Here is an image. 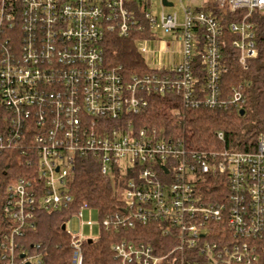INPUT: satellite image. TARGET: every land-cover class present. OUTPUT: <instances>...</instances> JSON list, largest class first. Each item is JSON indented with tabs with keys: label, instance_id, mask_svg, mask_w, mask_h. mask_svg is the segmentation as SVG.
I'll use <instances>...</instances> for the list:
<instances>
[{
	"label": "built area",
	"instance_id": "obj_1",
	"mask_svg": "<svg viewBox=\"0 0 264 264\" xmlns=\"http://www.w3.org/2000/svg\"><path fill=\"white\" fill-rule=\"evenodd\" d=\"M179 1L181 21L165 10L171 0H161L159 15L153 0H0V156L23 158V175L0 177V264H43L40 246L30 252L18 238L36 226L37 209L73 202L70 177L85 156L113 180L121 202L102 227L158 224L174 243L162 253L122 238L111 246L112 264H264V130L250 149L195 148L184 134L142 124L157 93L178 100L180 125L188 109L242 108L245 82L222 84L224 26L213 9L236 15L230 45L248 69L260 53L264 0ZM117 37H134L148 71L128 73L109 59ZM215 136L226 143L223 130ZM88 206L73 214L81 219ZM67 222L70 264H86L84 242L97 238Z\"/></svg>",
	"mask_w": 264,
	"mask_h": 264
},
{
	"label": "trees",
	"instance_id": "obj_2",
	"mask_svg": "<svg viewBox=\"0 0 264 264\" xmlns=\"http://www.w3.org/2000/svg\"><path fill=\"white\" fill-rule=\"evenodd\" d=\"M214 13L224 26L220 47L222 64L226 67L222 74L223 87L230 88L239 81L245 82L246 101L238 110L198 108L185 110L182 124L179 115L172 109L181 108L178 100L170 92L152 95L151 102L144 112L142 124L157 125L166 130L184 134L195 148L230 147L250 149L255 146L258 134L264 130V23L261 19L257 26L259 56L250 61L248 69H242L238 62V51L230 45L234 34L228 24L236 15L227 9L215 7ZM109 59L115 64H123L128 73L137 70L148 71L143 55L139 52L134 37L113 38L109 41ZM241 110L244 113L241 114ZM223 130L226 143L216 140L215 132ZM17 151H7L0 156V177L4 173L13 176L23 175ZM23 159V158H22ZM70 193L74 200L68 206L56 210L37 209L36 226L28 229L18 238V242L34 252L39 245L43 264H70L72 248L71 235L63 224L80 207L87 203L99 210L100 220L106 213L121 208L113 180L103 175L98 161L92 156L77 160L70 177ZM0 215H2L0 213ZM122 238L142 240L151 243L160 252L168 251L174 243L162 235L160 225H137L133 229L110 232L101 225L97 239L84 242L86 264H112L114 256L112 244ZM1 239V232H0ZM164 264H176L169 258Z\"/></svg>",
	"mask_w": 264,
	"mask_h": 264
},
{
	"label": "rangeland",
	"instance_id": "obj_3",
	"mask_svg": "<svg viewBox=\"0 0 264 264\" xmlns=\"http://www.w3.org/2000/svg\"><path fill=\"white\" fill-rule=\"evenodd\" d=\"M174 2L173 6L166 7V12H177L179 15V20H183V11L179 0H171ZM201 0H183L185 5L196 6L197 3ZM152 10L156 15H159L162 11L161 0H153ZM158 38L165 39L166 41L171 40V35L164 33L161 30L157 31ZM164 58H170L169 54H165ZM154 67V65H151ZM119 196L122 198L123 188L119 190ZM68 228L74 232L79 233L86 238H98L101 233V224H100V213L99 210L95 207H84L82 208V218L74 214L69 217L67 220Z\"/></svg>",
	"mask_w": 264,
	"mask_h": 264
},
{
	"label": "water",
	"instance_id": "obj_4",
	"mask_svg": "<svg viewBox=\"0 0 264 264\" xmlns=\"http://www.w3.org/2000/svg\"><path fill=\"white\" fill-rule=\"evenodd\" d=\"M164 1H166V0H164ZM240 112H241V114H243V113H244V110H241ZM63 229H65V224H63ZM90 240H91V239H90ZM21 257H24V254H22ZM26 264H30V263L27 262Z\"/></svg>",
	"mask_w": 264,
	"mask_h": 264
},
{
	"label": "crops",
	"instance_id": "obj_5",
	"mask_svg": "<svg viewBox=\"0 0 264 264\" xmlns=\"http://www.w3.org/2000/svg\"><path fill=\"white\" fill-rule=\"evenodd\" d=\"M165 59V61H168V58H164Z\"/></svg>",
	"mask_w": 264,
	"mask_h": 264
}]
</instances>
